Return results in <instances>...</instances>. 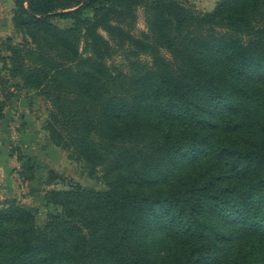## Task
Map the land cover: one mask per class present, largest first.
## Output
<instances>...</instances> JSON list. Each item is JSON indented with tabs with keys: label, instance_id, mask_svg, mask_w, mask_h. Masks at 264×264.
<instances>
[{
	"label": "trees",
	"instance_id": "1",
	"mask_svg": "<svg viewBox=\"0 0 264 264\" xmlns=\"http://www.w3.org/2000/svg\"><path fill=\"white\" fill-rule=\"evenodd\" d=\"M13 3L0 118L15 91L37 93L50 142L107 189L44 190L41 225L5 200L0 264H264V0ZM117 50L124 69L108 62ZM15 152L31 181L33 160Z\"/></svg>",
	"mask_w": 264,
	"mask_h": 264
},
{
	"label": "rangeland",
	"instance_id": "2",
	"mask_svg": "<svg viewBox=\"0 0 264 264\" xmlns=\"http://www.w3.org/2000/svg\"><path fill=\"white\" fill-rule=\"evenodd\" d=\"M176 1L196 12L211 11L217 2V0ZM13 6V0H0V40L6 36H12L15 41L20 40V36H16L12 28ZM135 14L132 32L139 35L145 30V7L137 6ZM52 21L61 27H67L72 23L69 18L55 17ZM108 62L110 65L124 69L125 52L117 50ZM3 73L5 74L4 71L1 72ZM46 118L44 100L32 91H15L14 97L4 109V116L0 118V193L7 188V195L4 192V195L0 196V207L7 199H14L26 206L35 207L39 225L44 221L48 211H54V207L44 205L42 198L44 190L65 189L66 185L72 182H78L96 190L107 189L99 169L91 170L82 160L73 159L66 150L50 142L44 129ZM16 150L30 157L35 164L34 178L31 181L23 180L19 175L20 162L16 159ZM49 171L63 178V181L57 180L51 185L44 184Z\"/></svg>",
	"mask_w": 264,
	"mask_h": 264
},
{
	"label": "crops",
	"instance_id": "3",
	"mask_svg": "<svg viewBox=\"0 0 264 264\" xmlns=\"http://www.w3.org/2000/svg\"><path fill=\"white\" fill-rule=\"evenodd\" d=\"M11 184H12V183H10V185H11ZM14 184H15V183H14ZM12 186H13V185H12ZM6 189H7V188H6ZM6 189H4L3 192L0 193V196H3V195H4V192H5L6 195H7V191H6ZM8 189H9V188H8Z\"/></svg>",
	"mask_w": 264,
	"mask_h": 264
},
{
	"label": "built area",
	"instance_id": "4",
	"mask_svg": "<svg viewBox=\"0 0 264 264\" xmlns=\"http://www.w3.org/2000/svg\"><path fill=\"white\" fill-rule=\"evenodd\" d=\"M0 184H1V176H0Z\"/></svg>",
	"mask_w": 264,
	"mask_h": 264
}]
</instances>
